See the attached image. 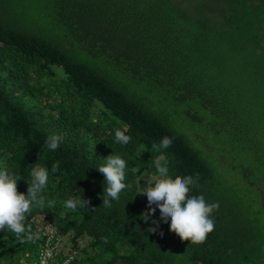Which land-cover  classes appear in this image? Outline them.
Segmentation results:
<instances>
[{
    "label": "trees",
    "instance_id": "1",
    "mask_svg": "<svg viewBox=\"0 0 264 264\" xmlns=\"http://www.w3.org/2000/svg\"><path fill=\"white\" fill-rule=\"evenodd\" d=\"M150 95L178 106L188 132ZM164 137L171 146L154 147ZM110 154L126 161L127 187L106 208L97 168ZM156 158L172 178L199 174L189 196L218 202L204 243L163 221L148 232L158 209L140 219ZM37 164L49 177L26 220L34 238L0 231V264L34 262L39 218L74 264H264V0H0V169L26 194ZM69 199L90 203L72 211Z\"/></svg>",
    "mask_w": 264,
    "mask_h": 264
},
{
    "label": "clouds",
    "instance_id": "2",
    "mask_svg": "<svg viewBox=\"0 0 264 264\" xmlns=\"http://www.w3.org/2000/svg\"><path fill=\"white\" fill-rule=\"evenodd\" d=\"M62 140L58 134L49 135L45 141L47 148L55 151ZM131 137L124 131H115V141L119 144H127ZM171 139L162 138L160 144L154 145L160 149L171 146ZM105 163L98 166L97 170L103 174L106 188L103 194V206L111 207V200L118 201L120 193L127 187L125 183L126 161L119 155L110 154ZM155 167L158 178L147 185L140 193L147 197V210L143 212L140 219L146 223L159 210L160 220H151L152 226L147 231L156 233L160 227V221L169 224V231L180 238L181 241H190L192 244L204 243L215 229V221L211 218L213 210L219 208L218 202L207 203L203 195L189 196L192 186L197 183L199 174L193 176H179L172 178L166 164H162L160 158H156ZM59 170V162L52 165L53 173ZM49 171L47 168L37 164L31 170V183L28 184L27 192L18 190L19 177L9 173L6 169H0V231L7 229L15 234L16 238L22 242L32 241L34 236L31 229L26 226L27 217L34 207L43 208L45 197L43 190L48 184ZM90 202L80 205L79 200L69 199L65 202V207L75 211L77 206L85 207ZM93 211L95 209H92ZM163 236V232H159ZM107 243V238H101ZM65 264H69L65 261Z\"/></svg>",
    "mask_w": 264,
    "mask_h": 264
},
{
    "label": "built area",
    "instance_id": "3",
    "mask_svg": "<svg viewBox=\"0 0 264 264\" xmlns=\"http://www.w3.org/2000/svg\"><path fill=\"white\" fill-rule=\"evenodd\" d=\"M39 241L34 262L22 259L18 264H74L75 252L64 247L62 236L51 223L39 224Z\"/></svg>",
    "mask_w": 264,
    "mask_h": 264
},
{
    "label": "rangeland",
    "instance_id": "4",
    "mask_svg": "<svg viewBox=\"0 0 264 264\" xmlns=\"http://www.w3.org/2000/svg\"><path fill=\"white\" fill-rule=\"evenodd\" d=\"M200 0H182L183 6L184 7H188L191 8L192 5L196 2H199ZM57 70V69H56ZM60 71V70H57ZM147 105L148 108L153 109L157 112H167L169 114V119L171 120V122L173 123V125L179 130V131H184V132H188L187 130V125L186 124H192L189 121H187L185 119V116L182 114L181 109L170 103L167 101H162V104H160V101L158 100V98L150 95L147 99ZM163 106H165L166 108H163ZM214 151L211 150V152L209 154H213ZM158 178L157 175H148V174H143V177L141 178L140 181V189L139 192L142 193L145 188L147 187V185L153 183L156 179ZM146 196V195H143ZM41 219H38V223L40 224L42 221H40ZM67 237L62 241L63 245H65V242H67ZM80 246H83V243L79 244ZM65 247V246H64Z\"/></svg>",
    "mask_w": 264,
    "mask_h": 264
}]
</instances>
